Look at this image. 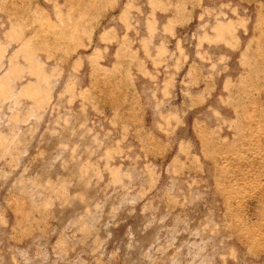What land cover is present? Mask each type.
Wrapping results in <instances>:
<instances>
[{
	"label": "rangeland",
	"instance_id": "374dc122",
	"mask_svg": "<svg viewBox=\"0 0 264 264\" xmlns=\"http://www.w3.org/2000/svg\"><path fill=\"white\" fill-rule=\"evenodd\" d=\"M0 264H264V0H0Z\"/></svg>",
	"mask_w": 264,
	"mask_h": 264
}]
</instances>
